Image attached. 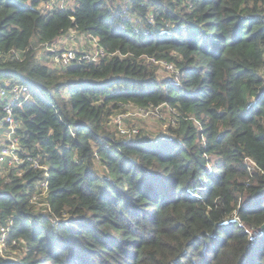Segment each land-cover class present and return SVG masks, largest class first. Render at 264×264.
<instances>
[{"label": "trees", "instance_id": "trees-1", "mask_svg": "<svg viewBox=\"0 0 264 264\" xmlns=\"http://www.w3.org/2000/svg\"><path fill=\"white\" fill-rule=\"evenodd\" d=\"M46 2L0 0V85L29 90L16 133L48 165L51 208L31 201L42 170L0 176L23 250L0 264H264V0ZM71 29L105 54L44 63L37 48ZM159 104L173 121L156 133L110 127Z\"/></svg>", "mask_w": 264, "mask_h": 264}, {"label": "built area", "instance_id": "built-area-1", "mask_svg": "<svg viewBox=\"0 0 264 264\" xmlns=\"http://www.w3.org/2000/svg\"><path fill=\"white\" fill-rule=\"evenodd\" d=\"M63 5V0H47L43 9H48L51 6ZM91 45L94 46V50L90 53L81 52L74 48H62L57 54L54 55V60L60 65H68L73 61L91 60L95 61L100 56L105 54L103 47L97 43V38L91 37ZM166 69L169 71L174 70V65L168 62H162ZM260 73L264 75V61L260 68ZM5 85H0V102L2 104L1 111L3 116L0 120V176H4L11 169H18L22 166L32 167L34 169H40L43 172V178L39 181V190L33 194L31 201L38 208H45L46 211H50V203L47 200L49 192L48 165L42 163L41 156L39 154H31L27 152L20 145L19 136L16 133L18 122L14 117V105L16 102L20 103L29 99L30 93L27 86L21 82L6 81ZM162 104L153 106L149 105L147 108L138 107L142 116H151L158 114L159 108ZM122 113H115L111 117V122L116 126V129L121 134H127L128 136L135 135L138 132L136 127H127L122 124ZM72 135L74 133L72 132ZM247 169L251 172L256 162L252 159L246 161ZM50 217L51 221L58 223L59 217L55 213ZM8 229L9 225H0V256L8 257L10 259H16L18 257L11 256L9 252L10 246L16 244L14 239H11V244L8 247ZM12 248V247H11ZM8 250V251H7ZM7 251V252H6Z\"/></svg>", "mask_w": 264, "mask_h": 264}, {"label": "rangeland", "instance_id": "rangeland-1", "mask_svg": "<svg viewBox=\"0 0 264 264\" xmlns=\"http://www.w3.org/2000/svg\"><path fill=\"white\" fill-rule=\"evenodd\" d=\"M65 47L74 48L81 52L87 53H90L94 50V46L91 45V39L89 36H86L81 32H77L76 30L71 29L69 30V32H67V34L57 38L52 45L37 48V56L49 66H58V64L54 60L53 54L49 53L50 49L61 50ZM161 64L157 67V74L160 77L172 75V73H170L171 71L168 72L169 70L167 71ZM120 113L123 114L121 119L123 125L127 127H136L139 130L148 131L152 133H156L159 130L163 129L167 122L173 121L171 116L172 112L166 106H161L159 108L158 114H154L151 116H142L138 108L131 106L129 107V109H124ZM110 127L116 130L115 125L112 124V126ZM9 252L11 253V256L18 258L23 254V250L14 249L11 247L9 248Z\"/></svg>", "mask_w": 264, "mask_h": 264}, {"label": "water", "instance_id": "water-1", "mask_svg": "<svg viewBox=\"0 0 264 264\" xmlns=\"http://www.w3.org/2000/svg\"><path fill=\"white\" fill-rule=\"evenodd\" d=\"M260 232H264V222L258 227Z\"/></svg>", "mask_w": 264, "mask_h": 264}]
</instances>
